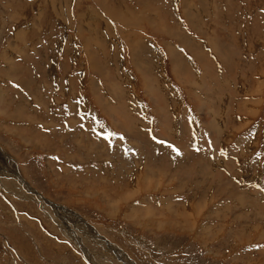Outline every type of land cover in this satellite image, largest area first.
<instances>
[{
  "label": "rangeland",
  "instance_id": "obj_1",
  "mask_svg": "<svg viewBox=\"0 0 264 264\" xmlns=\"http://www.w3.org/2000/svg\"><path fill=\"white\" fill-rule=\"evenodd\" d=\"M45 1L0 0V264H264V0H71L99 54L20 43Z\"/></svg>",
  "mask_w": 264,
  "mask_h": 264
},
{
  "label": "crops",
  "instance_id": "obj_2",
  "mask_svg": "<svg viewBox=\"0 0 264 264\" xmlns=\"http://www.w3.org/2000/svg\"><path fill=\"white\" fill-rule=\"evenodd\" d=\"M47 1L49 3V7H51L50 13L47 14L48 17L46 19H44V20H46V22L48 21V24H47L48 26H45L44 24L46 22H43L42 20H31V21L29 20L28 22H26L25 26H22L23 29H22V33L20 35L21 38L18 40L20 41V43L24 44V46L27 44H31V43L34 44L41 36L48 35L47 31L49 29L47 27L53 25L54 23H57V22H55L57 20L60 24L58 23L57 24L58 26H54V30L62 28L61 29L62 31H64L65 29H68V30L76 32V35L74 37L69 38V40L71 39L70 47H73L74 40L76 41L77 39H81V37H85V36L83 33L78 32V27H79V24L77 22L78 20L75 21L73 19V21L71 23L66 22V19H68L67 8L70 6L71 3H69V2H71V0H46L45 3ZM145 3L147 4V2H145ZM72 6H73V3H72ZM63 12H65L66 15H64ZM62 15H64V16H62ZM13 16L15 17L14 18L15 21L19 20L18 19L19 17L15 16V15H13ZM114 22H116L119 29L122 28V26H123L122 22H119V21H114ZM65 23H66V25H65ZM75 23H77V25L75 27L67 28V24L69 27L70 24H75ZM42 27H44V29H41ZM80 28H81V26L79 27V30H80ZM125 29L126 28L123 29V32H125ZM94 32L97 33L96 31H94ZM106 35L107 34L97 33L96 36H92L89 33L85 37L86 43H84L83 40L81 39L83 43L79 42V43H76V45L74 44V48L76 49L77 52H81V53H83L84 52L83 50L85 49L87 51L86 53L99 54V51L97 50V48L98 47L101 48L102 44L104 46V48L102 49L103 52L108 53V50L106 49V47H108V46H113V44H114V45H116V47H118V49L122 50L121 44L126 48H130L128 46L134 45L135 42L138 41V40H136V38H134V40H132L130 37H126L124 35L122 37H118V40H119L118 42H116V40H115L116 38H115L112 42L107 41L108 44H106V41L104 40V39L108 38V35H107V38H106ZM25 37H27V39H23ZM87 38H90L92 40L90 41V39H87ZM96 40H98V42ZM110 49H112V48H110ZM38 54H40V58L45 57L44 52H40ZM112 56H113V53H112ZM34 60H35V58L33 56L26 55L24 57V59L21 61V64L32 63ZM10 70H12V67H10ZM0 77L2 79V76H0ZM154 80H155V84H158V81L156 80V78ZM176 80H179V79H176ZM180 81H181V79H180ZM165 93L168 94V92L166 90H165ZM147 102L151 103L150 101H147ZM155 103H160V99L156 100ZM169 103H171V102L169 101ZM169 108H170V110H174V106H172V105H170Z\"/></svg>",
  "mask_w": 264,
  "mask_h": 264
},
{
  "label": "bare ground",
  "instance_id": "obj_3",
  "mask_svg": "<svg viewBox=\"0 0 264 264\" xmlns=\"http://www.w3.org/2000/svg\"><path fill=\"white\" fill-rule=\"evenodd\" d=\"M187 79H188V77H187ZM195 100H196V102L198 101V99L197 98H194ZM200 108H203V107H200ZM169 127V126H168ZM172 129V128H171ZM3 160H1V162H2ZM132 264V263H131Z\"/></svg>",
  "mask_w": 264,
  "mask_h": 264
},
{
  "label": "snow or ice",
  "instance_id": "obj_4",
  "mask_svg": "<svg viewBox=\"0 0 264 264\" xmlns=\"http://www.w3.org/2000/svg\"><path fill=\"white\" fill-rule=\"evenodd\" d=\"M174 151H176L179 154V150L176 148H173Z\"/></svg>",
  "mask_w": 264,
  "mask_h": 264
}]
</instances>
